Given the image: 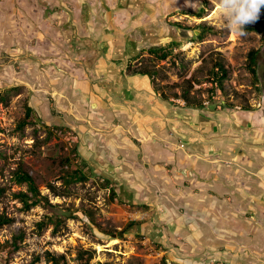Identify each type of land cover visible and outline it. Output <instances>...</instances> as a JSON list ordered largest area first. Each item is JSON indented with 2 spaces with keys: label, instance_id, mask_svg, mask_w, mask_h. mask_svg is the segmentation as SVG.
Returning <instances> with one entry per match:
<instances>
[{
  "label": "crops",
  "instance_id": "crops-1",
  "mask_svg": "<svg viewBox=\"0 0 264 264\" xmlns=\"http://www.w3.org/2000/svg\"><path fill=\"white\" fill-rule=\"evenodd\" d=\"M98 3L0 0L8 12L0 11V88L16 85L18 60L27 85V75L31 81L36 73L31 87L55 85L58 118L73 130L81 159L104 169L119 204L139 200L146 216L167 213L175 230L184 223L204 245L223 247L240 261L264 254V93L250 111L175 107L153 92L147 77L129 74L126 50H115L103 16L96 15ZM38 4L51 11L44 16ZM58 6L68 11H54ZM63 22L70 30L58 34V45L66 51L53 45L49 56L32 47L29 39L48 41ZM39 98L32 93L30 103Z\"/></svg>",
  "mask_w": 264,
  "mask_h": 264
},
{
  "label": "rangeland",
  "instance_id": "rangeland-1",
  "mask_svg": "<svg viewBox=\"0 0 264 264\" xmlns=\"http://www.w3.org/2000/svg\"><path fill=\"white\" fill-rule=\"evenodd\" d=\"M133 1L99 0L96 6V15L103 16L108 29L109 26L113 28L111 32L121 29L139 50L137 58L131 60L129 74L135 68L154 73L155 89L175 107L185 108L181 99L184 94L203 102L207 109L236 110L245 105L256 106L264 93V54L261 53L264 24L259 26L261 32L250 31L238 36L223 26L218 0H137L140 6ZM67 7H53V10L68 11ZM40 9L44 16L51 11L48 6ZM0 11L8 13L2 7ZM120 12L124 13L120 15ZM34 24L36 30H40L39 23ZM55 26L58 30L50 40L43 41L40 35L29 39L32 47L53 56L51 47H61L58 34L70 30L69 23ZM176 26L185 29L188 37L173 36L170 30ZM75 29L72 33L76 36ZM201 30L204 34L199 38ZM173 42L179 46L164 61L150 53L156 48L165 50ZM251 51H260L256 57L257 73L261 78L258 90L248 70ZM23 56L17 55V58ZM1 57L5 62L8 54ZM85 59H79L81 66L87 65ZM217 62L223 64L226 78L222 87L212 94L210 73ZM12 67L16 72H13L16 85L0 88V215L11 220L0 227V264H56L60 258L66 264H80L78 252L81 250L95 252L88 264H159L164 258L168 264H264V254L240 261L224 254L223 247L211 246L212 243L209 247L204 245L201 234L188 230L184 223L181 229L175 230L171 217L167 213L159 214L158 209L154 215L151 212L144 215L146 209L141 208L139 200H134L131 206L119 204L118 200L111 202L112 184L107 180L110 178L103 168L97 169L92 162L93 166L82 168L88 175L86 182L64 185L66 176L81 168L82 163L74 155L77 142L73 130L54 110L52 89L55 85H50L49 81L44 88L31 87L37 82V73L32 75V82L27 75V85L23 64L18 60ZM7 73L8 70L1 68L3 80H7ZM32 93L41 95L39 102L30 103ZM27 104L36 109V114H32L31 122L20 128ZM67 160H71L70 169ZM19 168L32 176L39 192L52 207L23 208L16 194L29 193L26 185L15 179ZM107 182L108 188H104ZM141 220L139 226L124 231L129 222L140 223ZM148 221H154L155 227L148 226ZM15 238L16 250L4 247Z\"/></svg>",
  "mask_w": 264,
  "mask_h": 264
},
{
  "label": "trees",
  "instance_id": "trees-1",
  "mask_svg": "<svg viewBox=\"0 0 264 264\" xmlns=\"http://www.w3.org/2000/svg\"><path fill=\"white\" fill-rule=\"evenodd\" d=\"M263 24H264V6L261 7L260 18L254 24H247L245 26V32H250V31L261 32V29L259 28V26L263 25ZM203 34H204V30H201V34H200L199 38H202ZM178 46L179 45L177 43L173 42V43H170L167 46V48H165V50L156 48V49L150 50V53L152 55L156 56L159 60L164 61L167 59V57L169 55L172 54V51L175 48H177ZM259 54H260V51H251L248 54V58H249L248 59V70L250 71V73L254 77L255 88L257 90L259 89V79H261L259 74L257 73V62H256V57ZM130 74L131 75H140V77H147L153 91L156 92L157 94H159L162 97V99L168 100L165 96H162L155 89L154 76H153L154 73H152L146 69L142 70L140 68H138V69L135 68L131 71ZM210 74L212 76V81H213V90H212V94H213L216 89H219L222 87V81L226 78V71L224 69L223 64L220 62H217L216 64H214L213 68L211 69ZM181 99L184 101L186 108H193V109H203L204 108L203 102L192 100L191 98L187 97L185 94L183 96H181ZM252 109H253L252 107L247 106V105L242 106L240 108V110H242V111H250ZM33 113L36 114L35 110L27 104L25 107L24 118L19 122L20 128L24 127L29 122H31V116ZM74 155H76L77 159L80 160V162L82 163V167L76 168L75 170H72L70 172V174H68V176H66V178L64 179V185H71L73 183H82V182H86L88 180V175H86L82 170L83 167L84 168L89 167L88 163L85 160L78 157L76 149H74ZM67 162H68V164H67L68 168L70 169L71 160H67ZM15 179L18 183L25 184L27 187V192L29 193V194H27V193L21 192V193L16 194V198H18L20 200L24 209L27 210L33 206H36V205H41L45 208L52 207V205L49 203L48 199L45 196L41 195V193L39 192L38 187L35 183V180L32 178V176L29 173H27L23 169L19 168L15 173ZM108 185H109V182H107L106 187H104V188H108L107 187ZM111 189L109 190L110 193H112L110 196V201L113 202L116 200L117 197H116L114 189L113 188H111ZM10 222H11L10 218H8L4 215H0V227H2L3 225H8ZM52 223L54 225L55 224L57 225L56 220L52 219ZM139 225H140V223H138V222H129L125 226L124 231H126L127 229H129L133 226H139ZM16 242H17V240L15 238L12 243L6 244L4 247H6L10 251L16 250L17 249ZM94 255H95L94 251L92 252V251H88V250H81L78 252V260H79L80 264H88ZM56 264H66V262L64 261L63 258H60L56 261ZM159 264H168L167 259H165V258L162 259Z\"/></svg>",
  "mask_w": 264,
  "mask_h": 264
},
{
  "label": "clouds",
  "instance_id": "clouds-1",
  "mask_svg": "<svg viewBox=\"0 0 264 264\" xmlns=\"http://www.w3.org/2000/svg\"><path fill=\"white\" fill-rule=\"evenodd\" d=\"M264 0H218V12L224 27L238 36H245V26L255 23L260 16Z\"/></svg>",
  "mask_w": 264,
  "mask_h": 264
},
{
  "label": "flooded vegetation",
  "instance_id": "flooded-vegetation-1",
  "mask_svg": "<svg viewBox=\"0 0 264 264\" xmlns=\"http://www.w3.org/2000/svg\"><path fill=\"white\" fill-rule=\"evenodd\" d=\"M121 5L123 4L122 2L120 3ZM133 4H137V6H140V1L134 0ZM124 13V12H123ZM109 30L111 32V30H113V28H110L109 26ZM138 32L140 33V28L137 29ZM170 32L173 34V36H180V37H188V33L185 29H183L181 26H176L175 28L171 29ZM124 32H122L121 29H116L115 28V32H111L112 35V42L114 45V48L117 52H120L119 49H123L126 50V54L125 57L129 58L128 59V67H130L131 63H132V59L133 58H137L136 55H132L131 52V45L133 44L132 42V38L131 37H125L126 35L123 34ZM125 35V36H124ZM124 37V38H123ZM117 38V39H116ZM139 51V50H138ZM134 60V59H133ZM136 60V59H135Z\"/></svg>",
  "mask_w": 264,
  "mask_h": 264
},
{
  "label": "water",
  "instance_id": "water-1",
  "mask_svg": "<svg viewBox=\"0 0 264 264\" xmlns=\"http://www.w3.org/2000/svg\"><path fill=\"white\" fill-rule=\"evenodd\" d=\"M261 53L264 54V44H263V46H262V48H261ZM262 78H263V80H264V72H263V74H262Z\"/></svg>",
  "mask_w": 264,
  "mask_h": 264
}]
</instances>
